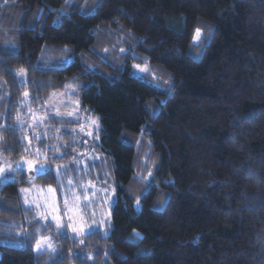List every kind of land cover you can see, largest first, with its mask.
I'll use <instances>...</instances> for the list:
<instances>
[{"label":"trees","instance_id":"1","mask_svg":"<svg viewBox=\"0 0 264 264\" xmlns=\"http://www.w3.org/2000/svg\"><path fill=\"white\" fill-rule=\"evenodd\" d=\"M68 90L101 125L108 235L59 232L21 191L62 195L77 124L21 120ZM0 154L49 166L0 184V264H264V0H0Z\"/></svg>","mask_w":264,"mask_h":264},{"label":"rangeland","instance_id":"2","mask_svg":"<svg viewBox=\"0 0 264 264\" xmlns=\"http://www.w3.org/2000/svg\"><path fill=\"white\" fill-rule=\"evenodd\" d=\"M196 42L198 41L196 40ZM145 67L148 71L140 70ZM149 72L147 66L133 67L132 75L143 77L148 75ZM156 87L161 89L157 84ZM73 95L74 91L68 90L65 93H55L45 106L35 108L28 105L27 109L23 111L24 118L21 120L22 126L26 127L27 130L39 129L42 130V134H46L49 129L51 130V126L48 127L47 125L52 117L72 120L77 124L73 129L79 136L76 141L79 151L68 164L61 167L56 166L54 171L58 178H67V184L61 182L63 184L60 187L62 195H59L55 187L42 188L38 184L25 186L21 188V191L22 189L27 190L22 191L25 203L35 211L37 218L43 222L54 223L59 232L63 229L75 237H80L95 230H102L108 235L107 227L112 222L111 212L116 203L115 178L110 163L96 149L97 141L99 144L97 136L101 129L98 119L92 115L88 108L83 107L80 99L78 100ZM23 105H27V100H24ZM93 121L98 123L99 128L93 124ZM87 132H91L92 135H87ZM36 156H39V154ZM26 161L33 160H15L0 154V168L5 170L0 173V184L10 175L15 176V178H17L16 175H19L22 180L30 183L33 182L38 173L47 170L48 165L39 162L38 159L33 161L36 165L33 168H29ZM39 165H44L43 169H39ZM58 168L59 171H57ZM70 180L73 182L72 184L68 183ZM49 188L56 189V191L49 192ZM74 194L80 197L75 202H73ZM66 199L69 201L70 207L74 204L75 211L69 212L65 209L64 201ZM53 201L60 209L59 214L63 217L62 226L59 228L51 219L53 213L50 205ZM37 204L41 206L39 209L36 208ZM39 212H47L49 219L47 221L43 220L38 215ZM69 216L72 217L71 222L68 219ZM70 223L72 226H69ZM73 226L82 228L83 231L73 232ZM48 238H50L49 242L52 248L47 250L55 249L57 241L54 235L47 236L39 243L43 244Z\"/></svg>","mask_w":264,"mask_h":264},{"label":"snow or ice","instance_id":"3","mask_svg":"<svg viewBox=\"0 0 264 264\" xmlns=\"http://www.w3.org/2000/svg\"><path fill=\"white\" fill-rule=\"evenodd\" d=\"M200 39H201V32H200V29H197V30H196V33H195V40L199 41ZM134 67H136V68H140V65H135ZM140 70H141V71H148V69H147L146 67L143 68V69H140ZM25 95L27 96L28 93H25ZM93 124H95L96 127L99 128V125H98V123H97L96 121H93ZM82 130H83V129H82ZM86 134H87V135H92L91 132H87ZM29 143H30V141H29ZM26 163H27V165H28L29 168H33V167L36 166L35 163H34L33 161H26ZM43 167H44V165H39V169H43ZM4 171H5V170H4L3 168H0V173H3ZM57 171H59V168L57 169ZM148 175L151 176V173L149 172ZM142 179H143V177H142ZM68 183H69V184H72L73 182L70 180ZM22 191H27V190L22 189ZM48 191H49V192H55L56 189L49 188ZM79 199H80L79 196H76L75 194L73 195V202H75L76 200H79ZM46 203H47V202H46ZM136 203H137V206L140 205V201H139V200H137ZM64 206H65V209H66L67 211H69V212H71V211H75L74 204H73L72 207H70V206H69V201H68L67 199L64 201ZM40 207H41V206H40L39 204L36 205V208H37V209H39ZM50 207H51V209H52V213H53L52 216H51V219H52L53 222L56 223L57 227L59 228V227L62 226V225H61V222H62V219H63V217L59 214L60 209L58 208V206L55 204L54 201H53V203L50 205ZM38 215H39L43 220H45V221H47V220L49 219V214H48L47 212H39ZM68 219H69V221L71 222L72 217L69 216ZM69 226H72L71 223L69 224ZM72 230H73V232H82V231H83L82 228H76V227H74V226H73ZM49 241H50V238L46 239V240L44 241L43 244H41V243L38 242V243L36 244V248H35V250L37 251V253H40L41 251H44V250H47V249H51V248H52V245H51V243H50ZM53 251H54V249H53Z\"/></svg>","mask_w":264,"mask_h":264}]
</instances>
